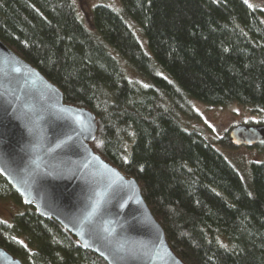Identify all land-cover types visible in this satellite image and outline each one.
<instances>
[{"label":"trees","instance_id":"obj_1","mask_svg":"<svg viewBox=\"0 0 264 264\" xmlns=\"http://www.w3.org/2000/svg\"><path fill=\"white\" fill-rule=\"evenodd\" d=\"M119 5H95L87 27L72 0H0V40L65 103L90 110V147L135 179L185 264H264V161L250 164L247 186L211 142L179 120L192 115L191 100L264 110L261 10L245 0ZM0 201L18 207L0 219V246L22 264H107L23 203L1 174Z\"/></svg>","mask_w":264,"mask_h":264},{"label":"water","instance_id":"obj_2","mask_svg":"<svg viewBox=\"0 0 264 264\" xmlns=\"http://www.w3.org/2000/svg\"><path fill=\"white\" fill-rule=\"evenodd\" d=\"M95 131L89 109L65 103L53 83L0 40V174L23 203L107 264H185L135 179L92 150ZM259 137L252 128L230 133L232 144ZM0 264L22 263L0 246Z\"/></svg>","mask_w":264,"mask_h":264},{"label":"rangeland","instance_id":"obj_3","mask_svg":"<svg viewBox=\"0 0 264 264\" xmlns=\"http://www.w3.org/2000/svg\"><path fill=\"white\" fill-rule=\"evenodd\" d=\"M249 5L261 10L264 21V0H245ZM76 11L87 27H90V11L97 4H103L119 9V0H72ZM133 31L140 41L141 47L147 51L144 37L133 26ZM130 77L138 79L137 75L128 70ZM192 115L181 114L179 120L187 128L195 129L227 159L237 170L245 185L249 186L250 164L264 161V110L236 103L226 105H207L191 100ZM238 128H252L260 135L259 140L250 145L244 143L225 145L224 140H230V133ZM238 136H241L238 134ZM18 207L11 201H0V219H7Z\"/></svg>","mask_w":264,"mask_h":264},{"label":"flooded vegetation","instance_id":"obj_4","mask_svg":"<svg viewBox=\"0 0 264 264\" xmlns=\"http://www.w3.org/2000/svg\"><path fill=\"white\" fill-rule=\"evenodd\" d=\"M241 140V139H240ZM241 142L239 141V144H240Z\"/></svg>","mask_w":264,"mask_h":264}]
</instances>
